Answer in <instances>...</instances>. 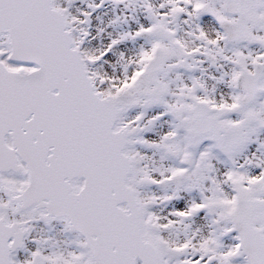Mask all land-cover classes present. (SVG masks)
Listing matches in <instances>:
<instances>
[{"label": "snow or ice", "instance_id": "snow-or-ice-1", "mask_svg": "<svg viewBox=\"0 0 264 264\" xmlns=\"http://www.w3.org/2000/svg\"><path fill=\"white\" fill-rule=\"evenodd\" d=\"M0 264H264V0H0Z\"/></svg>", "mask_w": 264, "mask_h": 264}]
</instances>
